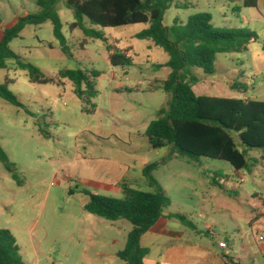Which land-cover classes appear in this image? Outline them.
I'll use <instances>...</instances> for the list:
<instances>
[{
	"label": "rangeland",
	"instance_id": "374dc122",
	"mask_svg": "<svg viewBox=\"0 0 264 264\" xmlns=\"http://www.w3.org/2000/svg\"><path fill=\"white\" fill-rule=\"evenodd\" d=\"M182 2L188 7L165 11V26L203 12L211 15L215 28H243L257 35L246 51L217 54L214 73L191 68L197 78L192 84L196 94L264 100V0L255 7H245L242 0ZM36 10V0H0V27ZM55 10L66 39L65 52L50 21L26 25L10 47L21 61L47 76L55 77L63 69H95L100 75L97 94L91 99L94 111L88 113L86 109L92 107L78 98L70 81L63 85L30 82L14 60H7L8 68L0 69V84L11 81L8 88L22 104L16 107L0 98V148L12 167L9 170L0 160V229L11 231L24 264H124L117 253L126 245L131 223L87 212L84 191L121 198L118 190H96V182L119 178L142 156L159 163L152 177L170 199L166 210L184 215L192 224L172 218L173 226L200 231L192 239L211 247L213 226L236 248L241 240L245 242L248 256L243 252L231 253L232 257L264 264V219L256 231L262 253L250 250L252 233L247 225V214L255 212L249 196L264 195L261 152L250 149L248 168L236 175L223 160L191 159L178 153L169 157L170 145L152 148L146 127L167 106L171 94L160 87L170 69L154 67L165 63L168 54L151 40L134 37L148 24L101 28L83 21L85 27L102 30L109 40H116L118 48L131 49V65L112 66L102 40L87 37L79 28L70 29L74 13L63 0ZM233 83L245 85L247 91L231 89ZM232 136L242 149L236 133ZM215 173L228 180V187L214 182ZM145 179L140 178L137 188L152 191ZM205 223L211 227L205 230Z\"/></svg>",
	"mask_w": 264,
	"mask_h": 264
},
{
	"label": "trees",
	"instance_id": "16d2710c",
	"mask_svg": "<svg viewBox=\"0 0 264 264\" xmlns=\"http://www.w3.org/2000/svg\"><path fill=\"white\" fill-rule=\"evenodd\" d=\"M60 0H36L37 10L18 16L13 23L3 29L0 38V69H7V60H14L18 68L25 70L30 82L38 84L57 83L65 80L74 86L78 98L84 100L94 111L91 99L96 96V78L100 73L95 69H63L55 77L47 76L35 65L21 61L10 47L13 39L20 37L26 25H40L50 21L54 37L62 50L66 51V39L62 33V23L55 10ZM66 7L73 10L74 21L70 29L79 28L90 38L100 39L106 44L108 59L112 66H129L132 59L127 54L131 49H120L116 40H109L102 30L85 27L84 20L92 26L114 28L131 24H148L134 35L137 39H149L162 48L169 56L155 69L169 68L170 72L160 86L171 94L167 106L157 112V117L149 122L145 134L154 149L170 145L180 156L196 159L212 158L228 162L235 170L248 168L247 155L250 149L261 152L264 160V100L198 95L192 84L197 82L191 68H200L205 74L215 71L216 55L246 51L254 31L243 28L219 29L212 23L209 13H195L185 22L176 18L172 25L165 26V11L175 6L187 8L183 0H63ZM245 7H255L257 0H242ZM264 78V77H263ZM264 80V79H263ZM11 81L5 79L0 84V98L21 107L17 96L8 88ZM232 89L244 92L245 85L232 84ZM236 133L240 144L232 136ZM0 160L11 170L7 156L0 148ZM159 163H149L143 168V175L153 190H141L121 184V198H114L84 191L88 202L87 212L110 221L128 220L132 228L127 234L126 245L117 256L124 264H144L148 249L141 246L140 239L163 215L170 199L166 191L152 177ZM15 177V175H13ZM216 183L215 177H213ZM192 226L182 214L170 215ZM0 264H24L16 239L8 229H0Z\"/></svg>",
	"mask_w": 264,
	"mask_h": 264
},
{
	"label": "crops",
	"instance_id": "0c3cea01",
	"mask_svg": "<svg viewBox=\"0 0 264 264\" xmlns=\"http://www.w3.org/2000/svg\"><path fill=\"white\" fill-rule=\"evenodd\" d=\"M259 5V0H257L256 6ZM11 22L8 26H10ZM6 26V27H8ZM3 34V28L0 27V38ZM255 40H252V43ZM249 47V45H248ZM248 49V48H247ZM129 54V52H127ZM233 85L230 84L232 89ZM247 91L245 87L244 92ZM243 92V93H244ZM246 98V97H245ZM158 150V149H157ZM158 151H156L157 153ZM177 156L174 149L171 147V152L169 157ZM135 161V160H134ZM140 163L131 166H127V170L120 174V177H115L112 181H98L95 186L96 190L108 191V190H118L121 193V184L126 183L132 188H137L138 181L140 178H145L143 175V168L151 163L148 158L142 156L139 158ZM164 161V160H163ZM164 163V162H162ZM136 167L138 168L136 170ZM243 170V169H242ZM241 170H235L236 175H239ZM223 175L220 173L212 174V177H215L216 183L219 186L228 187V180H226ZM221 179H224L225 182H220ZM142 180V179H141ZM143 182V181H142ZM140 181V183H142ZM145 185L148 186V183L145 179ZM160 185V184H159ZM252 201L253 213L247 214L248 229L252 233L250 236V250L252 253L261 252L260 250V238L256 232L259 229V223H262L260 220L264 219V195L260 193H254L249 196ZM172 213L167 211L166 208L163 211L162 217L146 232L142 235L140 239L141 246L148 249V254L144 259V264H248L246 261H241L238 258L231 256V253H245L244 257L248 256L245 252L247 246L244 241H240L239 248H236L234 244L225 238V234L220 232H214L213 226L209 223H205V230L209 227L212 228V247L210 245H203L199 242H195L192 239V234H197L200 231L193 230L188 231L184 225L181 227L173 226L170 221ZM255 215V216H254ZM211 230V229H210ZM241 238L244 236V233L239 230ZM252 264H256L255 260H252Z\"/></svg>",
	"mask_w": 264,
	"mask_h": 264
},
{
	"label": "built area",
	"instance_id": "2783aa9c",
	"mask_svg": "<svg viewBox=\"0 0 264 264\" xmlns=\"http://www.w3.org/2000/svg\"><path fill=\"white\" fill-rule=\"evenodd\" d=\"M220 182L224 183V182H225V180H224V179H221V181H220Z\"/></svg>",
	"mask_w": 264,
	"mask_h": 264
}]
</instances>
